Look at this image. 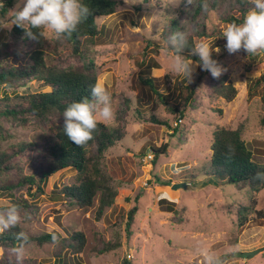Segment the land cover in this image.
<instances>
[{
    "label": "rangeland",
    "instance_id": "obj_1",
    "mask_svg": "<svg viewBox=\"0 0 264 264\" xmlns=\"http://www.w3.org/2000/svg\"><path fill=\"white\" fill-rule=\"evenodd\" d=\"M210 1L207 0L208 9L203 8L193 23L198 0L187 6L183 3L174 6L172 0H120L113 14L97 18L102 33L85 46V53L75 57L64 52L61 65H80L94 58L100 68L98 81L112 96L115 118L107 124L117 125L124 138L107 151L104 166L119 185V191L114 205L97 218L98 199L94 206L82 209L54 192L75 182V170H60L49 178L50 191L35 201L28 217L21 216L20 223L28 233L83 232L86 244L78 255L83 264H121L124 258L133 264H204L206 253L216 254L225 264H264V188L256 192L247 185L221 184L213 176L208 184L203 182L216 127L241 128L252 150H264V106L259 81L264 72V51L250 56L243 50L229 54L222 36L229 24L223 20L228 6L225 4L222 10L210 9ZM14 3L12 0L8 9ZM233 13L240 17L239 11ZM175 19L176 28L192 31L196 43H208L213 48V59L226 69L218 79L207 71L182 117L168 113L141 80V77H156L161 91L172 99L178 97L179 81L189 84L195 80L200 71L196 61L187 60L194 62L195 67L190 82L168 68L164 42L174 30ZM203 25L209 35L198 36L197 31ZM12 27L0 29V41L8 42L10 51L15 48L17 51L2 59L19 63L22 60L16 56L18 49L29 50L34 43L27 36L12 38ZM216 48L220 49L218 53ZM219 80L237 89L231 101L213 93L212 85ZM48 89L37 78H26L15 90L1 85L0 96ZM151 114L167 119L176 131L152 122ZM2 124V132L9 129L14 136L0 140V147L22 140L53 139V134L41 130L33 118L26 123L15 120ZM164 143L169 145L168 152L159 157L154 167L150 145ZM23 161L29 170L43 167L44 163L37 150L25 152ZM158 178L171 182L166 185ZM173 183H187V186L173 189ZM22 191L25 192L24 188L17 190ZM0 204H10V195L0 193ZM135 205L138 210L130 230L126 231V219L120 225L122 246L101 253L104 244L114 239L116 223ZM170 207L174 209L168 211ZM257 249L262 250L252 257L238 255ZM51 250L47 244L30 243L24 246L23 261L75 264L69 251L64 261H55ZM4 256L7 261L15 258L12 251L4 254L0 248V259Z\"/></svg>",
    "mask_w": 264,
    "mask_h": 264
},
{
    "label": "trees",
    "instance_id": "obj_2",
    "mask_svg": "<svg viewBox=\"0 0 264 264\" xmlns=\"http://www.w3.org/2000/svg\"><path fill=\"white\" fill-rule=\"evenodd\" d=\"M82 2L89 6L91 15L78 26L71 36L65 35L57 39L54 35L49 37L45 32L43 36H37L36 39L31 38L34 47L25 51L19 48L16 53V56L22 60L19 63H8L2 59L7 58L10 53L14 54L17 49L10 51L8 47L10 44L0 41V86L5 85L15 90L26 78H37L43 87L49 88L46 91L22 94L16 92L15 96L7 94L0 96V140L4 141L14 136L9 129L6 133L2 132L4 129L2 121L21 120L22 123H26L29 118H33L41 130L53 134L52 140L44 142L22 140L0 147V193L9 194L10 204L17 205L20 215L25 218L28 217L29 210L34 206L35 201L50 191L47 187L49 178L63 169L71 168L76 171L75 182L54 192L82 209L94 206L98 199L97 218H101L105 210L114 205L118 195L119 185L113 182L112 176L105 169L104 160L107 151L123 140L124 132L117 125L99 123L94 138L84 146H76L67 139L63 131L64 110L74 101H79L84 97L91 99L90 87L98 81L100 73V68L94 58L80 65L72 63L61 65L63 54L68 52L75 57H80L85 53V46L93 43L94 39L102 33L97 18L113 14L120 0H82ZM204 2L205 0H198L196 11L193 14V23L200 15ZM3 4L5 8H1L2 13L12 5V0H7ZM225 4L228 8L223 20L227 23L242 22L245 13L252 7L249 0H211L209 8L222 10ZM234 10L240 12V17L234 15ZM176 27H178L177 19L173 22L172 29L174 30L171 33L176 31L188 33V46L182 55L186 60L198 62V57L190 55V49L196 43L194 34L189 29H177ZM31 31L34 34L37 33L34 28ZM11 35L15 40L26 36L25 31L15 25L11 29ZM197 35H209L205 25L197 31ZM206 73L207 71L200 68L192 83L187 84L185 80L179 81L176 99H172L170 95L161 91L156 77H141V80L149 91L155 93L157 101L162 103L168 113L182 117L187 105L195 98ZM259 81L262 82L261 101L264 106V72ZM212 90L214 94L228 101H231L237 94V89L231 83H225V80H219L213 84ZM141 110H138V114L142 113ZM150 120L176 131V127L173 128L167 119L151 114ZM168 146V143L161 146L150 145L154 167L159 157L167 154ZM33 150H37V154L42 157L44 163H42L43 167L29 170L23 161V155ZM205 172L207 177L203 182L206 184L215 177L221 184H234L239 187L247 185L259 192L264 188V181L254 179V177L257 172H264V150H252L244 140L241 128L216 127L212 155ZM158 180L160 181L161 178ZM161 181L166 185L171 182ZM200 187H204V184ZM21 188H24L25 192H17ZM8 205L0 204V209ZM173 209L170 207L167 210ZM247 209L244 207V210ZM137 210L138 206L135 205L119 219L116 223L117 231L114 233V239L104 244L100 250L101 253L122 246L120 225L126 219V231H129ZM259 213L262 212L259 211ZM240 223L243 224L244 219H241ZM20 232L26 236L24 246L30 243L47 244L52 247L51 255L55 261H64L65 253L69 251L75 258V264H83L81 258L78 257L86 244L83 232L74 231L64 235L63 232L54 230L31 234L20 223L0 233V248L4 249V254L11 252L21 243V240L17 239V234ZM0 264H17L16 256L10 261H7L4 256L0 259ZM22 264L41 263L25 260ZM121 264L133 263L130 259L124 258Z\"/></svg>",
    "mask_w": 264,
    "mask_h": 264
},
{
    "label": "clouds",
    "instance_id": "obj_3",
    "mask_svg": "<svg viewBox=\"0 0 264 264\" xmlns=\"http://www.w3.org/2000/svg\"><path fill=\"white\" fill-rule=\"evenodd\" d=\"M192 2L193 0H172L174 6L182 3L187 6ZM249 3L252 7L245 13L242 22L229 23L223 31L225 48L229 54L243 50L250 56L264 51V0H249ZM202 7L208 9L207 0ZM0 8H5L3 0H0ZM89 15L91 10L82 0H15L13 8L7 9L6 13H0V29H10L15 25L23 29L29 38L36 39L45 32H51L59 39L65 35L71 36ZM33 28L37 30L36 34L31 31ZM187 46L186 31L172 32L164 42L169 70L175 75L186 77L190 82L195 67L194 62L189 63L182 55ZM215 51L218 53L220 49L216 48ZM212 52L213 48L204 41L195 43L190 49V55L198 57L195 66L218 79L226 69L213 59ZM90 96L91 99L84 97L70 103L63 112L64 134L76 146H84L92 140L99 123H107L115 118L112 96L103 83L97 81L93 84L90 87ZM254 179L264 181V172H257ZM21 219L20 209L15 204L0 209V233L18 226ZM17 239L21 243L12 251L17 264H22L26 236L20 232ZM204 264H225V261L214 253H206Z\"/></svg>",
    "mask_w": 264,
    "mask_h": 264
},
{
    "label": "water",
    "instance_id": "obj_4",
    "mask_svg": "<svg viewBox=\"0 0 264 264\" xmlns=\"http://www.w3.org/2000/svg\"><path fill=\"white\" fill-rule=\"evenodd\" d=\"M187 186V183H173L171 185V187L173 189H176L178 187H186ZM262 249H257V250H254V251H242V252H239L238 255L244 257V256H247V257H252L253 255H255L256 253H258L259 251H261Z\"/></svg>",
    "mask_w": 264,
    "mask_h": 264
}]
</instances>
